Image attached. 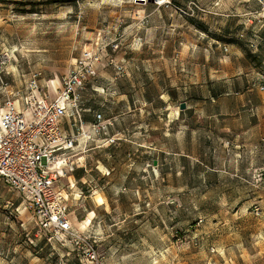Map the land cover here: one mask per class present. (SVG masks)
I'll list each match as a JSON object with an SVG mask.
<instances>
[{"label":"rangeland","instance_id":"rangeland-1","mask_svg":"<svg viewBox=\"0 0 264 264\" xmlns=\"http://www.w3.org/2000/svg\"><path fill=\"white\" fill-rule=\"evenodd\" d=\"M262 8L0 0V110L32 72L53 95L83 48L118 43L82 95L114 139L88 143L63 179L84 241L42 230L0 178V264H264Z\"/></svg>","mask_w":264,"mask_h":264},{"label":"built area","instance_id":"built-area-1","mask_svg":"<svg viewBox=\"0 0 264 264\" xmlns=\"http://www.w3.org/2000/svg\"><path fill=\"white\" fill-rule=\"evenodd\" d=\"M260 17L264 22V8ZM96 43L81 50L53 95L43 90L39 72H32L24 93L16 90L15 98L7 96L0 110V178L28 202L42 230H54L75 243L84 239L69 217L63 179L70 183L75 169L84 166L77 154L88 143L114 139L111 122L99 109L91 110L90 120L84 115V90L98 75L103 56L108 58L107 47L118 48L117 42ZM112 65L116 73L124 71L122 64Z\"/></svg>","mask_w":264,"mask_h":264},{"label":"water","instance_id":"water-1","mask_svg":"<svg viewBox=\"0 0 264 264\" xmlns=\"http://www.w3.org/2000/svg\"><path fill=\"white\" fill-rule=\"evenodd\" d=\"M184 107H185V103L182 102V103L180 104V108H184Z\"/></svg>","mask_w":264,"mask_h":264},{"label":"bare ground","instance_id":"bare-ground-1","mask_svg":"<svg viewBox=\"0 0 264 264\" xmlns=\"http://www.w3.org/2000/svg\"><path fill=\"white\" fill-rule=\"evenodd\" d=\"M52 82H56V80H55V79H53V80H52ZM55 87H56V86H55Z\"/></svg>","mask_w":264,"mask_h":264}]
</instances>
